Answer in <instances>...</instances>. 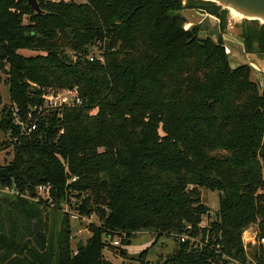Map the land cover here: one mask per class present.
<instances>
[{"label": "trees", "instance_id": "16d2710c", "mask_svg": "<svg viewBox=\"0 0 264 264\" xmlns=\"http://www.w3.org/2000/svg\"><path fill=\"white\" fill-rule=\"evenodd\" d=\"M37 2L45 14L26 0H0L9 94L0 132L12 152L0 187L33 196L49 184L53 202L72 197L99 224L87 225L90 237L72 254L67 216L0 194V264H108V240L124 235L129 246L140 232L154 235L152 245L176 242L161 264H247L242 234L256 226L264 238V89L249 64L229 65L225 11L198 0ZM190 9L219 20L216 40L200 37L197 24L185 27L181 12ZM240 31L245 54H264V25L244 21ZM63 90L76 91L82 105L39 110L45 93ZM13 107L35 121L34 131L21 135ZM202 189L217 194L213 213ZM185 232L203 247L179 243ZM147 255L138 264H149ZM251 259L264 264V249Z\"/></svg>", "mask_w": 264, "mask_h": 264}, {"label": "rangeland", "instance_id": "374dc122", "mask_svg": "<svg viewBox=\"0 0 264 264\" xmlns=\"http://www.w3.org/2000/svg\"><path fill=\"white\" fill-rule=\"evenodd\" d=\"M67 1H73V0H67ZM75 2L81 3L83 0H74ZM197 1V0H196ZM198 11V10H197ZM225 11V10H224ZM182 15L186 17L187 24L186 28L191 27L192 25H196V22L200 19L197 14H192L191 9L190 10H183ZM226 14V27H225V40H223L224 47L226 48L229 56H228V62L231 67L235 68L238 66H241L242 64H249L252 68L251 73V80L257 82L259 85V88H263V80H261L262 77V70L264 69L262 66L256 64L253 60H250L246 57V54L244 51H242V48L239 47V40H240V27L241 21H236L231 18L230 14L225 11ZM197 15V16H196ZM209 25L203 24V28L201 29L202 33H200V37H208L211 36L212 39L216 40L219 35L212 34L211 30L209 29ZM221 32V31H219ZM92 53H97L95 48L91 49ZM21 54L34 55L35 53H32L31 51L24 50L20 51ZM70 53V52H69ZM5 79L4 73L0 71V108L3 106H8L9 102V94H8V88L3 83V80ZM6 135H3L0 132V166L6 165L10 162L12 159V152H11V146L7 147L6 141ZM202 203L208 207V209L213 213V211H216L218 209V199L217 194L215 192H210L208 190H201V196H200ZM41 200L45 201L44 197H40ZM43 205L46 206L48 209H46V212L53 216V211L56 213H60L61 215H65L68 217L69 225L71 229L70 234V244H71V253L75 254V245L79 242V240H82L83 245L87 241V239L90 237L89 233L87 231V225L85 221H74L70 218L71 212L78 213L75 210V200L72 199V197L61 199L58 203L53 202L52 197L49 201H46L45 203L41 202ZM92 222L94 224H99L98 219L95 217H92ZM48 226L50 233L57 231L56 221L48 220ZM256 229V226H253ZM48 230V231H49ZM49 233V232H48ZM121 238L123 236L119 235H113V238L110 240V247H105L102 251L103 253V259L108 264H138V257L142 253V251L147 250L148 255L146 258V262L148 261L149 264H161L164 261V258L171 254L173 250L176 247V242L173 238L169 237H163L161 238L155 245H152L154 241V235H152L150 232H140L137 234H134V236L131 238V242L129 246L119 245V246H113L112 243L114 240L121 241ZM256 249H258L257 246L255 247H249L248 256L251 258L252 252ZM264 249V247H262ZM121 252H124V254H121Z\"/></svg>", "mask_w": 264, "mask_h": 264}, {"label": "built area", "instance_id": "2783aa9c", "mask_svg": "<svg viewBox=\"0 0 264 264\" xmlns=\"http://www.w3.org/2000/svg\"><path fill=\"white\" fill-rule=\"evenodd\" d=\"M92 60H93L92 57L89 58V61H92ZM42 103L43 105L42 107H40L39 109L40 111L50 110V109L56 110V109L63 108V107H76V106L82 105L81 99L77 95L76 91L74 92V91H69V90L58 91L57 93L51 92V91L48 93H45L42 96ZM12 118H13L14 124L20 128L21 135H27L36 129V123L29 117V115L26 118V122L20 119L19 111L16 107L12 108ZM71 181L72 182L75 181V178H73ZM51 188L52 187L49 184H45V183L41 185H37L34 187V195L31 196L29 195V193L27 192L22 193L13 187L11 188L0 187V194L10 195V196L13 195V196L19 197L27 201L30 200L33 202L45 203L46 201H49L51 199V196H50ZM42 196L45 198L44 199L45 201L40 199V197ZM69 214H70V218L74 221L81 220V221H85L86 223H88V225L94 224L92 222V217H94L93 215L84 216V215H81L80 213H75V212H71ZM207 222H208V218L203 217V220L201 224L199 225L200 228H204L207 225ZM189 229L190 227L187 226L186 230L189 231ZM247 234L249 236L247 237V239H245V236ZM122 236L124 237V235ZM178 242L179 243L189 242V245L194 248L203 247V243L201 242V240L199 238L191 237V235L188 232H185L182 235H180V237L178 238ZM241 243H242V248L244 249V252L246 253V260L248 262L247 264H254L253 260L249 258L248 256V252L250 250L249 247H255V246L264 247V238H259L257 230L253 226H250L242 234ZM120 244H121V241H118V240H114L112 243L113 246H119ZM223 258L227 260L225 256H223ZM205 264H219V263L217 261L208 260ZM230 264H238V262L232 260Z\"/></svg>", "mask_w": 264, "mask_h": 264}, {"label": "water", "instance_id": "95a60500", "mask_svg": "<svg viewBox=\"0 0 264 264\" xmlns=\"http://www.w3.org/2000/svg\"><path fill=\"white\" fill-rule=\"evenodd\" d=\"M189 0H183V3L185 4ZM204 3H212L215 6H217L220 11H227L228 14H230L231 18L236 21H247V22H256L259 25H264V0H198ZM27 6L33 11V13L37 16L45 14V12L41 9L40 4L37 2V0H26ZM193 12V13H192ZM192 14H197L200 18L196 24L203 28V24L209 25V29L211 30L212 34L216 36L220 34L219 32V20L211 15H206L200 11L191 9ZM196 15V16H197ZM65 36H67L70 41L73 43L74 38L71 35L70 30L65 31ZM225 34H222L221 37L223 40H225ZM240 44L239 47L242 48V51H244L243 42L242 39L239 40ZM246 57L250 60H253L256 64L262 66L264 68V54H246ZM261 80H263V88L264 89V69L262 70V77ZM37 225L35 224L33 226V231H35V228ZM83 246L82 240H79V242L75 245L76 250H80V248Z\"/></svg>", "mask_w": 264, "mask_h": 264}, {"label": "bare ground", "instance_id": "6f19581e", "mask_svg": "<svg viewBox=\"0 0 264 264\" xmlns=\"http://www.w3.org/2000/svg\"><path fill=\"white\" fill-rule=\"evenodd\" d=\"M248 236H249V235L247 234V235L245 236V239H247Z\"/></svg>", "mask_w": 264, "mask_h": 264}]
</instances>
